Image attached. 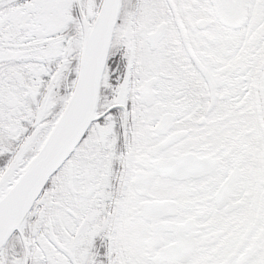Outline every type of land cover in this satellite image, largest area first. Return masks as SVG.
Listing matches in <instances>:
<instances>
[{"label":"snow or ice","instance_id":"6c2138e0","mask_svg":"<svg viewBox=\"0 0 264 264\" xmlns=\"http://www.w3.org/2000/svg\"><path fill=\"white\" fill-rule=\"evenodd\" d=\"M0 264H264V0H0Z\"/></svg>","mask_w":264,"mask_h":264}]
</instances>
